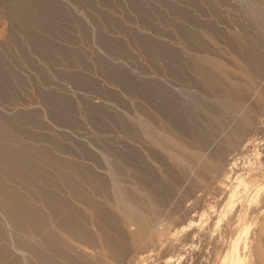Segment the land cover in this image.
Returning <instances> with one entry per match:
<instances>
[{"label":"rangeland","instance_id":"obj_1","mask_svg":"<svg viewBox=\"0 0 264 264\" xmlns=\"http://www.w3.org/2000/svg\"><path fill=\"white\" fill-rule=\"evenodd\" d=\"M10 1L0 0V152L25 165L0 162V185L14 195H0V212L25 202L38 219L43 182L66 196L62 174L104 212L68 202L93 259L62 236L47 244L28 222L10 230L0 215V264H143L149 252L145 264H264V153L228 143L252 91L232 93V70L264 92V0ZM165 136L212 170L194 156L175 161ZM256 138L264 147V134ZM110 169L136 203L154 207L148 247L133 246L108 207ZM96 234L113 241L106 258Z\"/></svg>","mask_w":264,"mask_h":264},{"label":"bare ground","instance_id":"obj_2","mask_svg":"<svg viewBox=\"0 0 264 264\" xmlns=\"http://www.w3.org/2000/svg\"><path fill=\"white\" fill-rule=\"evenodd\" d=\"M21 1H26V3H35L36 1L40 2V0ZM3 42H0V46L6 43ZM215 67L219 71H223L225 69V66L220 63H215ZM232 71V75L234 77L228 78L232 85V93H235L234 90L241 87L252 89V91L247 103L241 106H236L235 118L240 120L238 125L241 130L238 133L233 134V138H231L228 143L229 145L240 151L242 154L250 151L253 154L255 153L257 156L260 153H264V147H261L258 145V143H256V140H258L256 138L257 134H264V120H262V117H264V92L256 88L255 81H253L247 70H245L241 66H238L236 70ZM165 138L171 145H173L177 149L178 155L174 156L175 161H177L178 163H185L187 157L194 156L195 159L200 164H202L208 172L212 170L213 161L204 156H196V152H194L192 148L185 144L176 142L175 140L167 136H165ZM0 162L9 163L12 165L15 163H19L22 166L25 165L24 162L21 161L19 156L7 152H0ZM219 168L220 170H222L221 164H219ZM14 170L16 172H20L21 169L14 168ZM109 172L111 179V192L114 203L108 205V207L115 213L117 212L122 216V223L124 228L128 232L131 244L140 249L144 245L146 246V244V247H148V245L155 243L157 228L156 221L152 219L153 213L151 214V210H153L154 207L151 205H149L148 207H142L138 203H136L133 197L124 192L120 185H117L115 176L116 174L113 169H110ZM243 175L244 174H242V176L241 174L238 175L235 180L239 182L238 186L244 183L247 187L249 184L248 179H244ZM194 179L197 182H203L201 180L200 174H196ZM59 181L70 183V185L68 184V186L66 187L65 197L59 196L56 191L49 192V184L47 181L41 184L37 192V196L40 201V207L36 212V214L39 216L38 219L31 216L34 215L33 212H35V209L25 202H18L17 204H10L8 202L4 203L0 215H3L5 219L4 221L6 222V228H9L10 230H13V228L17 229L21 227L22 224L28 222L32 227H34V229L39 231L38 234H40L41 239H43L47 244H57L60 241V238L58 239V236H62L65 239L67 246L71 249H74L73 251L76 252L79 259H93L94 255L90 253L88 249H86L87 247H89L91 242L89 230L88 228L80 229V231L76 230V213H74L68 202L75 200V202L78 203V205L80 204L85 213L89 214L90 217H92L94 210V212L102 215L104 209L101 206L92 205L93 202L91 200V197L87 193H83L82 191L78 190L77 185L70 182V174H62V176L59 178ZM235 191L238 192V188H235ZM236 192H234V195L232 196H235V194H237ZM1 194L6 195L8 199L11 197V195H13L12 191L9 190L7 186L3 185H0V195ZM90 224L96 226L93 220L92 222H90ZM51 228H53L54 230L51 231ZM96 235L97 244L99 245V248L102 252V257L106 258V246L108 244H112L113 241L109 239L104 241L99 236V234ZM37 254L40 253L38 252ZM150 255L151 254L149 252V254H146L143 258H140L141 262L145 264L147 258ZM40 258L43 261V264L53 263V260L51 259H45L44 257Z\"/></svg>","mask_w":264,"mask_h":264}]
</instances>
